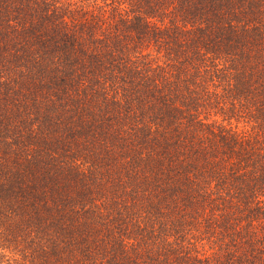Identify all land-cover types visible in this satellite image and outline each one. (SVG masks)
Instances as JSON below:
<instances>
[{
  "label": "trees",
  "instance_id": "trees-1",
  "mask_svg": "<svg viewBox=\"0 0 264 264\" xmlns=\"http://www.w3.org/2000/svg\"><path fill=\"white\" fill-rule=\"evenodd\" d=\"M0 264H264V0H0Z\"/></svg>",
  "mask_w": 264,
  "mask_h": 264
}]
</instances>
